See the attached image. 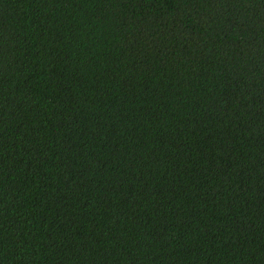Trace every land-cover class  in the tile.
I'll list each match as a JSON object with an SVG mask.
<instances>
[{
  "label": "trees",
  "instance_id": "obj_1",
  "mask_svg": "<svg viewBox=\"0 0 264 264\" xmlns=\"http://www.w3.org/2000/svg\"><path fill=\"white\" fill-rule=\"evenodd\" d=\"M0 264H264V0H0Z\"/></svg>",
  "mask_w": 264,
  "mask_h": 264
}]
</instances>
